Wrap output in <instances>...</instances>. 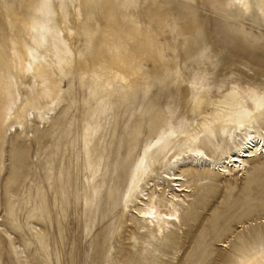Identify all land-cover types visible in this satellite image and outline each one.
<instances>
[{"label":"rangeland","instance_id":"1","mask_svg":"<svg viewBox=\"0 0 264 264\" xmlns=\"http://www.w3.org/2000/svg\"><path fill=\"white\" fill-rule=\"evenodd\" d=\"M6 1L1 0L3 5ZM142 1L107 4L114 9L116 37L138 33L143 22L151 41L154 35L157 38L165 62L176 64L175 55L182 56L184 47L178 37L166 43L167 32L162 35L159 24L146 19ZM161 1L179 6L177 0ZM37 3L31 7L35 9ZM52 5L62 17L77 8L78 0H52ZM85 5L84 16H89L91 9ZM12 7L19 14L20 1L12 0ZM42 13L39 10L38 17ZM99 21L105 26L103 19ZM53 23L40 26L49 31L45 43L59 47ZM79 36L78 43L84 39ZM42 48L40 44L38 49ZM28 63L33 66L31 59ZM141 67L145 71L149 66L144 62ZM238 67L210 69L211 74L199 83L200 95L213 99L232 83L264 90V68ZM55 79L56 95L28 106L26 115L32 114L33 120L10 122L0 141V264H244L251 254L264 264V155L248 160L243 174H184V191L176 192L185 200L180 204L181 223L171 227L173 237L167 240L171 245H157L152 227L143 229L137 212L131 208L124 212L119 198L124 177L144 145L156 144V128H190V105L179 107L169 84L153 77L145 87L127 89L111 81L107 72H88L73 65ZM24 83L18 87L26 96L25 91L39 82L29 75ZM183 109L187 112L181 113ZM42 117H48V122L40 124ZM128 128H138L134 138H125ZM231 141L222 143L225 152L239 137ZM117 161L125 164L119 185L112 181ZM157 173L161 179L162 172ZM157 182L162 181H153ZM166 186L169 192L176 189Z\"/></svg>","mask_w":264,"mask_h":264},{"label":"bare ground","instance_id":"2","mask_svg":"<svg viewBox=\"0 0 264 264\" xmlns=\"http://www.w3.org/2000/svg\"><path fill=\"white\" fill-rule=\"evenodd\" d=\"M19 1L17 14L12 0L4 5L0 0V141L10 122L19 123L25 117L33 120L32 114L26 115L27 107L55 96L58 88L55 75L70 70L73 65L88 72H107L111 81L127 89L145 87L152 77L163 79L169 84L171 97L179 107L190 105L193 116L190 128H156V144L144 145L140 157L124 177L126 183L119 198L124 212H129L130 208L137 212L143 229L152 227L157 245H171L172 242H167L173 237L171 227L181 223L180 204L185 200L176 192L184 191V174L209 171L223 176L233 172L243 174L248 160L264 155V128L260 125L264 124V90L230 82L229 88L210 100L200 95L203 93L199 90V83L211 74L210 69L264 68V0H177L178 7L161 0H143L146 19L156 21L162 35L164 30L167 32L166 43L178 37L184 47L182 56L175 55L176 64L173 60L165 62L157 47V38L154 35L151 41V32L145 33L143 22L136 30L138 33H129L124 39L116 37L114 9L107 5L113 0H89L84 4L91 9L89 16H84L85 7L78 0L77 8L62 17L52 0ZM36 1L34 9L31 5ZM39 10L43 12V16H39L42 18L38 17ZM95 12L100 13L99 16ZM99 19L104 20L105 26ZM49 22H54L52 25L59 32L56 38L59 47L44 41L49 31L44 32L40 25ZM80 34L84 39L78 43ZM144 62L149 67L142 71ZM29 75L39 83L27 89V95L23 96L18 84L24 83ZM45 122L48 117L39 120L40 124ZM126 131L125 138H134L138 128ZM235 137H239V142L225 152L222 143L232 142ZM124 170V162L117 161L112 179L117 185ZM158 171L165 176L161 175L160 179ZM154 180L162 182L154 184ZM168 184L176 189L169 192ZM2 231L0 228V235ZM259 261L251 254L244 264H258Z\"/></svg>","mask_w":264,"mask_h":264}]
</instances>
